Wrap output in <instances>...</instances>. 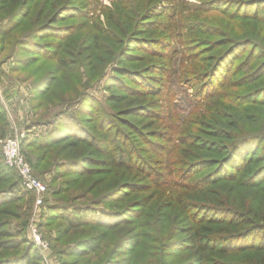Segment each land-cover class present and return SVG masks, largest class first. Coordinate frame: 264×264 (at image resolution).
Listing matches in <instances>:
<instances>
[{"label":"trees","instance_id":"trees-1","mask_svg":"<svg viewBox=\"0 0 264 264\" xmlns=\"http://www.w3.org/2000/svg\"><path fill=\"white\" fill-rule=\"evenodd\" d=\"M13 1L20 7L10 11L11 0H0V13L8 15L0 23V52L34 16L8 54L17 61L9 69L17 76L9 81L30 82L34 107L53 106L54 78L41 77L40 65L29 74L23 68L39 55L66 68L71 51L118 64L114 87L138 102L119 110L135 123L97 113L85 124L66 106L42 124L51 126L42 146L59 143L55 156L77 144L91 151L58 160V170L76 166L77 173H90L86 166L94 164L114 172L94 204L47 205V218L58 220L61 235L79 229L81 237L66 255L88 254L100 264H264V30L257 27L264 24V0H113L101 7L103 22L89 16L92 9L82 0ZM225 20L250 29L238 35ZM253 33L261 51L248 60H261L236 78L230 62ZM172 80L204 102L202 109L195 102L196 118L177 111ZM250 81L256 83L252 90H238ZM2 110L0 105V123ZM12 172L18 174L5 164L0 144V264H40L24 227H10L22 206L10 191ZM111 202L120 206L103 207Z\"/></svg>","mask_w":264,"mask_h":264},{"label":"rangeland","instance_id":"rangeland-1","mask_svg":"<svg viewBox=\"0 0 264 264\" xmlns=\"http://www.w3.org/2000/svg\"><path fill=\"white\" fill-rule=\"evenodd\" d=\"M86 4L85 9H92L89 14L91 18H98L103 22V9L102 6H111L113 0H82ZM189 2L197 3L199 0H187ZM22 2H19V4ZM10 11L17 8V4L13 0L8 4ZM20 7V5L18 6ZM37 8H32V12ZM9 11V12H10ZM0 23L5 22L8 15H3V11L0 13ZM34 16H30V21H33ZM3 19V20H2ZM30 21L25 20L13 33L6 39L4 50L0 52V105L4 114V122L0 123V137L12 136L18 139L20 143V149L26 154L27 159L32 165L33 172L36 174L46 186V190L43 194L37 195L33 191H27L21 183V179L17 173L12 172L9 176L15 182L12 189V193L20 196L22 206L19 214V218L11 221L10 227L15 230L16 228L24 227V234L29 241H32L35 245V251L39 254L41 260L40 264H100L97 259L88 258V254L84 256H71L66 255L67 249H71L77 245L78 239L81 237L77 231L79 229H71V236L61 235L58 228L59 222L56 218H47L49 216V209L47 205L53 204H94L98 201L102 195L104 187L108 184L109 178L114 177V172H105L100 170L101 166L94 164H87L86 167L90 168L89 173L79 174L76 172V166H71V169L58 170V160L65 159L71 156L73 158H80L83 155L91 156V151L82 144L71 145V149H67V153L62 156H55L57 149L60 146L54 145L42 146L44 142V134L48 128L42 126V124L53 117L54 113L64 110L65 107L71 108V115H77L79 119L85 124L96 121L95 117L99 114L113 115L116 117H125L130 121L135 119L127 116L125 112H119L120 109H129L135 100H131V95L122 89L114 87L112 77L117 73L119 65L114 61L106 63L101 58L93 60L92 57H88V53L83 52L80 56H74L71 51V65L66 68H56V64L52 60H44L41 55L36 58V61L30 62V65L23 68V73L29 74L31 70H35L40 65L39 75L41 77L53 76L52 90L50 93L51 103L53 106L42 110L41 108L34 107L35 102L29 96L30 82L26 81L24 84L19 81H13L10 83L9 75L14 79L17 75L9 72L10 67H15L17 64L15 55L8 57L9 49L13 47V43L20 36L23 37L27 33L28 29L33 25ZM72 21V20H71ZM230 24L238 35H241L245 30H249V25H242L235 23L234 21L228 22L225 20L224 24ZM234 23V24H233ZM258 28H263L264 24H258ZM264 33V32H263ZM224 41V39H222ZM256 40L254 33L250 38V43L243 44L237 48V52L234 54L230 66L231 69H237L235 77L245 76L249 72L253 71V62H249L251 54L257 55L261 48L264 47V43L261 48H256L254 45ZM2 45V44H1ZM230 43H226L224 49L228 48ZM118 45L114 47L117 48ZM119 49V48H118ZM198 49V48H197ZM264 49V48H263ZM20 51L17 48V52ZM192 52V51H191ZM24 56H29V52L21 50ZM188 59V56H185ZM113 58H110L112 60ZM115 59V57H114ZM32 63V64H31ZM28 64V63H27ZM124 66H129L130 63L125 62ZM135 67H139L136 66ZM253 81L247 82L243 87L238 90L248 93L253 88ZM256 84V83H255ZM171 91L174 93L170 95L172 97V103L176 105V109L181 116H189L196 118V113L199 109L203 108L204 102L202 100L196 101L192 89L181 90L185 88L184 83L180 84L177 80H172L168 83ZM116 94L118 96L112 97ZM121 94V96L119 95ZM167 97V96H166ZM71 101L63 104L64 106L56 105L60 101ZM133 101V102H132ZM195 102H198L199 109L195 106ZM136 102L135 104H137ZM69 106V107H68ZM83 106L89 110V112H83ZM197 110V111H193ZM250 111L248 110L247 113ZM98 113V114H97ZM194 113V114H191ZM88 114V115H87ZM86 116H91V122L84 120ZM181 122V120H179ZM119 122L115 120L114 124L119 125ZM106 127V126H105ZM96 134H99L96 130H93ZM65 151V152H66ZM64 152V153H65ZM58 157H60L58 159ZM85 157V156H84ZM56 161V162H55ZM85 166H83L84 168ZM58 170V172H57ZM71 179V180H70ZM65 189L62 193L55 194L59 188ZM37 198H42V203L37 205ZM46 199V200H45ZM45 200V202H44ZM95 201V202H94ZM119 204L107 203L103 207H119ZM35 227L42 238L47 241V248H42L37 245L32 236V227ZM60 234V236H59ZM58 237V238H57ZM72 253V251H71ZM91 255V254H90Z\"/></svg>","mask_w":264,"mask_h":264},{"label":"built area","instance_id":"built-area-1","mask_svg":"<svg viewBox=\"0 0 264 264\" xmlns=\"http://www.w3.org/2000/svg\"><path fill=\"white\" fill-rule=\"evenodd\" d=\"M0 144L5 164L18 172L22 186L27 191H33L37 193V195L43 194L46 190V186L33 172L30 163L20 149L18 139L7 136L0 140ZM41 203L42 198H37L36 204L39 205ZM31 230L34 242L42 248H47V241L42 238L39 231L34 226Z\"/></svg>","mask_w":264,"mask_h":264}]
</instances>
